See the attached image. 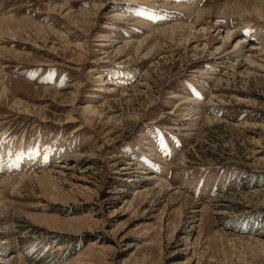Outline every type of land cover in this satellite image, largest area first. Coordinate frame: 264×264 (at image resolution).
I'll list each match as a JSON object with an SVG mask.
<instances>
[{
  "label": "rangeland",
  "instance_id": "obj_1",
  "mask_svg": "<svg viewBox=\"0 0 264 264\" xmlns=\"http://www.w3.org/2000/svg\"><path fill=\"white\" fill-rule=\"evenodd\" d=\"M254 1L0 0V264H264Z\"/></svg>",
  "mask_w": 264,
  "mask_h": 264
},
{
  "label": "bare ground",
  "instance_id": "obj_2",
  "mask_svg": "<svg viewBox=\"0 0 264 264\" xmlns=\"http://www.w3.org/2000/svg\"><path fill=\"white\" fill-rule=\"evenodd\" d=\"M240 1H244V0H240ZM250 1V0H249ZM255 1H257V0H255ZM254 1V2H255ZM246 2V1H245ZM251 3V2H250ZM61 8V7H60ZM97 8H99V11L102 9V7L100 6V7H97ZM234 10V9H233ZM60 11H62V10H60ZM59 11V12H60ZM98 14V13H97ZM232 14H233V11H232ZM77 15V14H76ZM86 15V14H85ZM236 16H237V14H235ZM95 16V15H94ZM96 16H98V15H96ZM232 17H234V14L232 15ZM73 18L74 17H69V20L71 21V20H73ZM72 22V21H71ZM74 23V25H76V23L75 22H73ZM32 25H33V23H32ZM23 26V25H22ZM27 26V25H26ZM30 26V25H29ZM20 27V26H19ZM77 27V26H76ZM8 28L10 29V30H12L13 29V27L11 26V24H9V23H4V22H2V23H0V29H2V30H7V31H9L10 32V30H8ZM26 28V27H25ZM24 28V29H25ZM31 29H32V31H34L35 33H36V36L37 37H42V36H44V34H45V31H43L42 29H40L39 27H37V26H31ZM193 29H195V28H193V27H190V28H187V27H182V26H174V27H169V28H166L165 30H163L162 31V35L165 37H167L171 42H174V41H177V42H186L187 44L189 43V42H192V44H195V43H197L199 40H200V37H202V35H201V33H199V32H197V31H195V33L194 34H192V30ZM28 30H29V28H28ZM3 32V31H2ZM56 33V32H55ZM231 33L230 32H228V33H226L225 35V39H226V41L228 40V38L230 37L229 35H230ZM57 35V34H56ZM166 37H165V39H166ZM230 39V38H229ZM40 40V39H39ZM144 41H148V39L147 40H144ZM149 42V41H148ZM244 42V41H243ZM143 43H145V42H143ZM34 44V43H33ZM129 45H126L125 46V48H128L129 49ZM141 47V46H140ZM139 47V48H140ZM210 47V46H209ZM225 47V44H223L222 46H221V48H224ZM80 48V47H79ZM134 48V47H133ZM253 49L254 48H251L249 51H253ZM238 55V54H237ZM235 56V55H234ZM240 56V53H239V55H238V57ZM241 57V56H240ZM239 57V58H240ZM251 63H252V61H251ZM242 64V63H241ZM243 65V64H242ZM238 67H239V65H238ZM236 68H237V66H236ZM241 68V67H240ZM235 69V68H234ZM242 74V73H241ZM5 93V92H4ZM3 94V93H2ZM4 95V94H3ZM24 105V104H23ZM22 104H15L14 105V107L15 108H17V109H20V108H24V106H23ZM26 108V110H25V112L28 114V113H30V109L31 108H29V107H25ZM33 109H35V108H33ZM22 110V109H21ZM86 112V114L87 115H95L96 114V111H94V110H91V109H88V110H86L85 111ZM48 176V175H47ZM50 177V176H49Z\"/></svg>",
  "mask_w": 264,
  "mask_h": 264
}]
</instances>
